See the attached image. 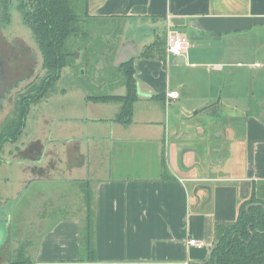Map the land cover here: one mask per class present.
Returning <instances> with one entry per match:
<instances>
[{"label":"crops","instance_id":"crops-1","mask_svg":"<svg viewBox=\"0 0 264 264\" xmlns=\"http://www.w3.org/2000/svg\"><path fill=\"white\" fill-rule=\"evenodd\" d=\"M84 12L117 21L123 32L115 58L127 45L137 95L131 119L118 122V102L87 101L81 90L75 116L91 128L66 141L65 156L52 150L53 168L45 170L47 152L31 155L27 193L42 180L29 178L35 169L73 174L53 184L69 183L78 197L87 184L100 263L202 260L215 222L233 221L243 192L264 181V0H86ZM169 32L188 38L182 56L156 46L142 55L155 40L164 47ZM85 223L86 213L57 218L39 242L38 262L78 257ZM189 238L204 247L189 246Z\"/></svg>","mask_w":264,"mask_h":264},{"label":"rangeland","instance_id":"rangeland-1","mask_svg":"<svg viewBox=\"0 0 264 264\" xmlns=\"http://www.w3.org/2000/svg\"><path fill=\"white\" fill-rule=\"evenodd\" d=\"M22 1L0 0V54L5 60L3 64L9 80L6 97L0 105V130L6 125L8 117H13L11 114L17 98L30 95L44 75L35 38L21 17L19 8ZM73 3L76 13L82 18V31L87 35L67 41L66 49L73 52L71 62L62 68L59 78L46 94L30 105L18 139L5 142L0 148V242H6L5 250L8 252L20 250L23 256L28 254L33 263H40L35 258L36 252L43 233L51 228V223L60 217L84 220V190L78 197L76 189L67 188L69 183L61 187L53 184L58 180L72 179L73 174L69 175L67 171L57 178L55 175L58 174H46L44 170L35 169L29 178L42 179L43 184L35 181L36 184L14 209L12 217L6 214L9 207H3V204L16 200L21 194L29 173L24 163L32 154L39 156L42 151L47 152L45 158L52 163L49 165L47 162L45 170L50 166L53 168L57 166L59 157L50 154L52 150H57L61 157L65 156L71 141L84 138L82 134L91 128L90 120L79 121L75 116L81 102L77 98L78 93L87 89V93L97 94L101 90H112L123 82L121 71L114 64L120 33H123L116 30L117 21H90L82 14L83 0H73ZM78 144L82 145L86 155L88 151L84 139ZM78 230L81 237L84 227ZM2 255L0 264H6L7 257Z\"/></svg>","mask_w":264,"mask_h":264},{"label":"trees","instance_id":"trees-1","mask_svg":"<svg viewBox=\"0 0 264 264\" xmlns=\"http://www.w3.org/2000/svg\"><path fill=\"white\" fill-rule=\"evenodd\" d=\"M5 2L7 0H4ZM83 16L93 22L100 20L84 12L86 0H83ZM73 0H23L20 13L23 21L28 24L35 38L41 57V69L44 75L37 87L28 96H20L15 101L13 117H8L6 125L0 130V148L4 142H15L22 132L25 119L32 103L37 102L56 81L62 68L71 62L73 52L66 49L67 41L72 37L86 36L82 31L81 15L75 11ZM154 46L158 54L165 52L163 41L155 40L142 52L143 56L153 55ZM117 67L123 76L125 94L115 95L105 92L88 93L87 101L119 103L115 119L128 124L132 115V103L136 98L134 68L131 60H125ZM10 120V123H9ZM86 206V223L80 239V253L76 258L60 259L52 263H33L30 257L23 256L22 251L5 250V243L0 244V255L7 257L6 264H264V181L252 182L249 193L242 198L236 218L233 221H216L214 236L209 253L202 260L184 262H143L122 261L100 263L96 259L93 243V226L91 217V192L87 184H83ZM9 253V254H8ZM2 255V256H4Z\"/></svg>","mask_w":264,"mask_h":264},{"label":"built area","instance_id":"built-area-1","mask_svg":"<svg viewBox=\"0 0 264 264\" xmlns=\"http://www.w3.org/2000/svg\"><path fill=\"white\" fill-rule=\"evenodd\" d=\"M188 42V38L185 35L179 32H169L166 35L165 51L169 55L176 57L182 56L185 53ZM169 96L175 97L176 93L172 92L169 94ZM187 243L189 246L196 248L204 247V243L195 238H189Z\"/></svg>","mask_w":264,"mask_h":264},{"label":"flooded vegetation","instance_id":"flooded-vegetation-1","mask_svg":"<svg viewBox=\"0 0 264 264\" xmlns=\"http://www.w3.org/2000/svg\"><path fill=\"white\" fill-rule=\"evenodd\" d=\"M4 62H5V60H4L3 56L0 54V105H1L4 97H6L7 89L9 87V80L7 79V70H5V67L3 64ZM27 187L28 186L26 184L23 187L21 194L16 198V200H12L6 204H3V207L4 206L9 207V209H8L9 211L6 210L7 211L6 214L9 213L10 217H12L14 209L19 205V202L22 201L24 199V197H26V194L28 192ZM4 254H6V253H4Z\"/></svg>","mask_w":264,"mask_h":264},{"label":"water","instance_id":"water-1","mask_svg":"<svg viewBox=\"0 0 264 264\" xmlns=\"http://www.w3.org/2000/svg\"><path fill=\"white\" fill-rule=\"evenodd\" d=\"M129 56H131V54L128 53L127 45H124V46L119 50V52L117 53L116 58H115V60H114V64L117 65V64L123 62L124 60L128 59ZM181 60H183V58H182ZM31 183H32V182H31ZM246 195H247V191L245 190V191L243 192V196H242V197L244 198V197H246ZM11 224H12V222H11ZM1 242H2V241H1ZM1 242H0V244H1Z\"/></svg>","mask_w":264,"mask_h":264}]
</instances>
